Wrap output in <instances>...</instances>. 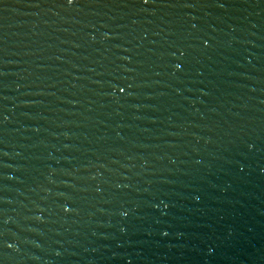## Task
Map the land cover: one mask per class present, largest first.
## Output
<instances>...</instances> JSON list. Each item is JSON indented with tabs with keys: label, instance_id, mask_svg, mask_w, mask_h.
Segmentation results:
<instances>
[{
	"label": "water",
	"instance_id": "95a60500",
	"mask_svg": "<svg viewBox=\"0 0 264 264\" xmlns=\"http://www.w3.org/2000/svg\"><path fill=\"white\" fill-rule=\"evenodd\" d=\"M0 264H264V0H0Z\"/></svg>",
	"mask_w": 264,
	"mask_h": 264
}]
</instances>
